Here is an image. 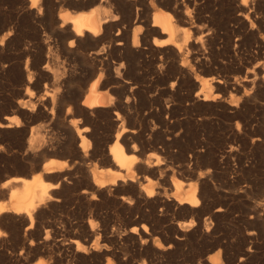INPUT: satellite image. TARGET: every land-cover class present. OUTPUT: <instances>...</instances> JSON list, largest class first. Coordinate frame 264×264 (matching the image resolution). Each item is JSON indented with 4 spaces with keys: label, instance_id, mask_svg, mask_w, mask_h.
Returning <instances> with one entry per match:
<instances>
[{
    "label": "bare ground",
    "instance_id": "1",
    "mask_svg": "<svg viewBox=\"0 0 264 264\" xmlns=\"http://www.w3.org/2000/svg\"><path fill=\"white\" fill-rule=\"evenodd\" d=\"M29 2L30 16L39 24L37 37L34 48L23 51L28 58L26 76L21 77L24 90L17 93L22 98L8 110L13 115L3 116L0 132L25 137L18 114L25 123H48L33 124L23 141L25 158L34 163L25 174L29 177L15 175L0 183L1 256L9 244V230L3 228L9 225L18 227L22 253L32 251L27 259L38 260L35 264H60L71 252L92 264L89 254L112 253L101 250L105 239L90 212L88 225L72 224L66 233L49 221L33 230L38 215L48 212L45 208L63 202L67 184L73 191L84 185L80 192L86 199L114 196L129 212L139 213L126 221L134 224L130 233L144 241L152 239L146 223L152 215L142 209L141 201L155 210L173 208L179 230H191L211 211L218 190L213 178L231 161L236 165L229 166L231 178L226 173L224 180L238 187L234 194H264V0ZM11 32H4L1 45H12ZM228 60L237 66L231 65L236 73L228 71ZM31 61L34 70L28 68ZM220 112L236 119V128L214 122ZM214 135L222 137L221 155ZM58 154L70 157V162L54 158ZM98 163L107 170H97ZM78 192L72 197L80 198ZM228 197L226 193L222 199ZM262 197L250 207L252 213L264 211ZM223 206L214 210L221 212ZM208 218L207 231L212 224ZM25 223L27 232L21 236ZM53 230L62 237L55 244L60 255L50 248ZM28 233L40 238L36 247ZM170 247L155 246L162 254ZM188 261L184 254L181 264ZM133 264L148 262L145 258Z\"/></svg>",
    "mask_w": 264,
    "mask_h": 264
},
{
    "label": "rangeland",
    "instance_id": "2",
    "mask_svg": "<svg viewBox=\"0 0 264 264\" xmlns=\"http://www.w3.org/2000/svg\"><path fill=\"white\" fill-rule=\"evenodd\" d=\"M29 4H30L29 0H0V38L3 36L4 32H6L8 29L12 30L9 36V39L12 40V45L4 46L0 44V121L4 120L3 116L13 115L8 110L12 108V106L14 107L16 105V101L19 100V98L20 99L22 98L17 93H19V91L24 90V86H23L24 84H23L22 78L26 76L25 75L26 74L25 65H26L28 56H25L27 54L26 53L24 54L23 51L26 50L27 48H30V49L34 48L32 46L34 45L36 41V37H37L36 28H39V24L35 22V20L30 16ZM261 13H262L261 15L263 16L264 9L263 11L261 10ZM2 27H6V28L2 30ZM31 63L32 65L30 64L28 68L29 69L32 68L31 70H34L35 68L32 67L33 61H31ZM226 63H228L226 64V66H228V71L229 72L234 71V72H231L230 74L236 73L237 66L235 65V63L229 60ZM231 65H234L236 68L234 66L233 68ZM19 81H21L22 83H20ZM228 114L229 113L220 112L219 114L213 117L214 119L213 121L223 124L224 126H227V127L236 128L235 121L237 120L233 119L231 115L229 114L230 115L229 116ZM18 116L22 118L23 126H24L23 128L26 129L27 133L28 132L31 133L30 129L34 127V125L37 127V125H39L41 122L43 123L44 121H45V124L48 123L44 119H43L44 121L42 120L35 121L32 124L26 121V123L31 126L30 127L29 125H26V123L24 122L23 116H21L20 114H18ZM96 118H99V117L96 116ZM36 127L34 129H36ZM242 129H244V126H242ZM27 133L25 137H23V135H18L17 137L15 136L8 137L5 135H2V133L0 132V183L15 175L29 177L25 174L26 172L30 170L31 168L30 166H32L34 163L33 161L25 158V150H23V149H26L24 148L25 146L23 145V141H26L27 137H29L30 135V133H28L29 135ZM221 138H219L217 135H214L213 137V142L216 143L214 145L217 146L216 152L217 154L219 153L218 155H221V152H222L221 143L223 142V140ZM21 141L22 143H20ZM241 148H242L241 149L242 152L246 150L245 149L246 147L244 146H242ZM57 156L55 155V157L54 156L53 157L62 159V160L69 159L68 162H70V157L68 158L64 157L65 155L63 156V154L59 155L58 157ZM235 163L236 162L231 161L232 167L236 165ZM231 165L224 164L223 165L224 167L222 166L220 169H218V172L220 171L219 173H217L218 175L216 174L218 177L215 175L214 176L215 178H213V182H216L215 186L217 187L216 189L218 190H216V193H214L212 196L213 199L210 203L211 211L205 213L202 216L201 220L196 221L197 224L199 223L198 226L194 227L191 230L186 229L187 231L185 232L180 231L179 228L177 227L176 220L173 215L174 210L171 211L173 208L171 210H168V209L166 210V208H161V206H158L156 207L157 209L155 210V208L152 209L151 206L141 201L140 205L142 207L145 208V205H146V209L144 208L142 209L145 212H147L148 210L147 213L152 215L151 218L146 221V223H148L150 227V230L152 233V236H151L152 239H150L149 241H144V239L141 237L140 234L137 233V234L132 235L130 233V229L133 227L134 224H130L128 222L132 218L134 219L138 218L139 213L129 212L126 209L127 206L123 205V203L117 197H114V196H110V195L100 196L99 199L95 201L86 199L89 197L85 195H83L82 197V194L80 192L81 189L84 187V185H82V188L79 186V190L78 188H76L77 190L73 191L74 189L72 188L73 189L72 190L71 186L68 184L66 186V189L63 190L64 192L63 197H65L63 200L64 203L61 202L60 203L61 206L59 205L58 207L55 205H50L52 207L49 206L45 208V210L49 208L47 210L48 212H46L44 216L46 218L40 217V215H38L37 217L38 223L37 225H35V228L33 230L36 231V228H38L39 225L44 224L45 222L49 221L50 223L54 224L55 227H60L66 230L65 231L66 233L72 228L73 225L77 223L85 224V221H86L85 225H88L89 219L91 217L89 215V212H90V214L92 213V217L94 216L93 218L92 217L91 218L94 219L95 222L97 223L96 227L100 226V228L97 227L98 229L96 228V230L98 232H102V236H104L103 238L107 241L106 242L104 240L103 242L104 245L103 247H101L102 248L101 250L109 249L110 251H112L113 254L115 253L116 255L115 256L112 253L109 255H106L101 251H99L100 253L96 252L93 254H89L87 256L88 262H91V263L93 262L92 264H120V263L121 264L123 263L133 264L135 261L145 259V258L147 259L148 264H181V259L184 254L187 257H189V261L187 262L189 264H264V224H263L264 223V211H260L262 214L260 212L252 213V210L250 208L258 204L261 201L260 199H263L262 196H264V194L262 196L260 195L258 196L257 193L256 194L254 193V194H249V196H243V197L240 194L235 195L234 192L236 193V190L238 189V187L233 186L231 184V186L233 187L232 188L230 186V183L228 184V182H225L224 180V175H227V174L231 178V174H230L231 170H229V166ZM95 167L98 168V169L96 168L97 170H100V169L107 170L108 168L105 165H102V164L100 165V163L96 164ZM95 167L93 166L92 168H95ZM68 191H70L71 193L70 192L67 193ZM77 192H78V195H81L79 196L80 198H77L78 196L76 198L75 197L73 198L72 194L74 193L77 195ZM226 193H227V196H230V198L229 197L227 198V201L222 199L223 195H226ZM74 199H76L77 201ZM83 199L86 200L85 202L88 203V205L83 201ZM114 199L116 201H114ZM221 203H223V205L227 203L229 206L225 204L228 206L226 208V206L225 205L223 206ZM218 206L219 207L223 206V208L226 211L223 210L221 211L222 213L216 212L215 210L216 208H218ZM125 210H127L128 213L127 211L125 212ZM211 212L212 214H208ZM251 214L254 217H251ZM153 215L154 216L156 215L155 220H154ZM160 216L163 218V220H161V222H159L160 224H158V222L156 221H157V217H160ZM205 216L213 218V219L208 218L209 222L212 221V224L210 223L211 229H209V231L205 229L206 227V223H205L206 217ZM83 217L85 220L83 219ZM40 218H41V221H40ZM126 219L128 221H126ZM150 221L152 222V224ZM98 222H102V223L100 224ZM250 222L252 223L250 224ZM102 224L103 226H101ZM156 224H158L159 226ZM25 225L22 226L21 236H23L24 233L27 232L25 231V228L27 227L28 223H25ZM9 226L3 228L5 232L9 230L6 233L7 237L5 236V239L7 240V242H9V244L7 243L8 245L4 249V255L3 254L2 256L0 255V264H20V263L21 264H24V263L35 264L38 260L30 261L27 259L28 256L32 253V251H29V249H25L22 253L23 246L19 242L21 238L19 237L17 238L16 236L17 233L20 232V230L17 229L18 227L16 228L14 225H9ZM12 227H14L13 230H12ZM102 227L103 228L105 227V228L103 229ZM250 231H255V234L253 236L252 235L249 236ZM179 233L180 235H182L184 240L178 238L180 236ZM183 233H185V236H183ZM50 234L52 235L50 236L51 237L50 240L52 241V243L50 241V245H52L50 246V248L54 252L55 255H58V254L60 255L61 251L59 250L57 246H55V244L59 242L58 240L62 237L57 236L54 230L51 231ZM113 234L114 236H112ZM26 236L29 238L28 239L29 241L31 239L34 240L36 244L35 247H36L37 244L39 243L40 238L38 239V236H36V234H30V233H28V235ZM113 239L117 241L115 242L113 241ZM28 240H27V244H29ZM111 242L112 244H110ZM91 243H93V241H91ZM157 244H162L164 246L166 245L167 247L171 245V247L166 250H163V254H162V252H160L162 250H157L155 248ZM214 246H217V247H214ZM209 248L211 249V251H209L210 250ZM73 253L74 252L69 253V256L65 257L63 259L64 260L63 263H60V264H78V263L84 264L83 260L80 259L78 256H75V254ZM22 254H23V257H22ZM96 257H100V258H96ZM108 257H111L110 261L108 260ZM70 259L72 261H70ZM90 259H92V261Z\"/></svg>",
    "mask_w": 264,
    "mask_h": 264
},
{
    "label": "snow or ice",
    "instance_id": "3",
    "mask_svg": "<svg viewBox=\"0 0 264 264\" xmlns=\"http://www.w3.org/2000/svg\"><path fill=\"white\" fill-rule=\"evenodd\" d=\"M244 2L246 3V2H247V0H244ZM33 3H34V6H35L36 0H33ZM134 231H135V229H134ZM0 235H3V234H2V233H0Z\"/></svg>",
    "mask_w": 264,
    "mask_h": 264
}]
</instances>
